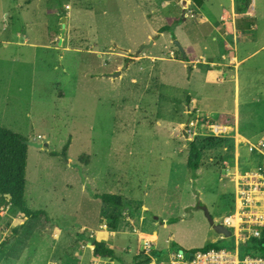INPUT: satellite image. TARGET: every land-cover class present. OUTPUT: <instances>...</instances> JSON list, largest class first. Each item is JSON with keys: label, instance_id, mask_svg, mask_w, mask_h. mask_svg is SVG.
Returning a JSON list of instances; mask_svg holds the SVG:
<instances>
[{"label": "rangeland", "instance_id": "obj_1", "mask_svg": "<svg viewBox=\"0 0 264 264\" xmlns=\"http://www.w3.org/2000/svg\"><path fill=\"white\" fill-rule=\"evenodd\" d=\"M256 7L257 38L240 42L242 62L223 70L222 78L221 67L212 71L199 63L211 58L204 54V44L220 61L227 53L222 40L191 39L199 64L189 66L179 61L186 58L175 43L163 45L170 33L140 50L151 42L150 33L174 25L170 16L157 17L161 0H0V126L26 140L48 143L28 145L24 198L67 230L54 238L53 228L40 217L29 223L24 244L37 252L38 244H46L42 253L60 244L58 254L63 244H72L70 236L87 244L78 237L80 231H95L102 239L106 234L99 226L109 217L102 214L95 193L122 195L131 208L130 218L120 210L119 232L108 235L107 247L122 263H134L142 249L144 238L136 244L139 214L158 221L153 246L159 258L176 248L188 253L209 243L226 249L237 244V235L220 238L201 206L221 222L235 204L223 160L232 140H241L234 129L235 112L245 134H255L254 140L264 137V0H257ZM194 66L208 75L204 90L210 96L199 100L204 103L200 109L226 125V136L188 134L187 121L198 114L190 93L201 81L196 73L190 75ZM192 141L202 154L196 171L187 166ZM142 204L148 209L142 210Z\"/></svg>", "mask_w": 264, "mask_h": 264}, {"label": "crops", "instance_id": "obj_2", "mask_svg": "<svg viewBox=\"0 0 264 264\" xmlns=\"http://www.w3.org/2000/svg\"><path fill=\"white\" fill-rule=\"evenodd\" d=\"M161 1L163 2V10L160 12L159 15H157V17L162 16V18L165 19L167 16H170V19H172L171 22H174V20L177 18H182V19L176 24L174 23V25L170 26L171 28L169 30L167 29L164 31H160L162 27L169 25L161 26L160 28H158L159 30L157 32L158 34H156L157 36L154 35L153 33H150L147 37V40H151L152 41L151 46H153L160 41L164 33H170V35H168L169 36L168 41L164 42L163 45L165 47L171 48V43L174 44L175 40L178 41L181 44L182 48L184 49V53H185L184 57L186 58L185 61L182 60L179 61L181 63L182 62L188 63L187 64L188 66L191 63L199 64L203 62L208 66V70H212V71H218L214 69V67L219 66L221 67L219 73L222 75L223 78V74H224L223 70L230 69L232 67L237 68L238 65L242 62V59H239L237 54V50L239 48L240 42L242 40L254 41L255 37L257 38V35L253 34L254 30L257 27L256 26L257 0H176V1L161 0ZM166 8H168L167 9L168 11L166 10ZM164 10L165 12H167V14H163ZM245 22L246 25H244ZM187 25H191V27ZM192 34H194V36H191ZM151 36H156V38L151 39ZM210 37L211 40L213 41L222 40L225 42L227 53L222 54L220 61H216L214 58H212L213 53L210 52V47L206 44L202 46L203 50L206 51V53L204 54H207L208 57L211 56V58L209 60L208 59H203L202 61L199 60L195 54L196 48L192 47L190 43L191 39L194 40L199 39L200 41L204 42V40H207ZM174 45L176 46V44ZM170 52L171 55L174 54L173 49ZM156 56L159 57L158 55ZM189 57L193 59L190 60ZM196 68L197 69L195 70V66L194 68L189 67L190 75L196 73L201 78L197 91L193 92V94L190 93L191 96L190 105L193 107L194 106L197 107L196 112L198 114L196 115V117L199 116L200 120L209 118L210 120L217 122L215 119H213L210 116L211 114H213V112H207V110L200 109V107L204 105V103L199 100L201 99L208 100L210 95L206 93V91L204 90L206 89L205 80L208 77L207 73H204L205 70H202L203 68H199V67ZM234 84H235L234 87L236 89V93H238L239 83L236 73L234 75ZM238 99L239 96L236 97V104H238ZM189 111H192V109H189ZM235 117L237 124H235L234 129L237 132L238 138H240L241 140L235 141V143L232 140L231 149L226 151L227 152L226 157L223 154L224 157L223 160L228 162L225 164L224 168L229 169L228 171L227 169H225V171L227 172L225 174V177L229 178L234 185V198L236 192V179H237L236 173L240 170L242 171L244 169H248L252 167L255 168L261 165L264 166V154L263 153L260 154L258 152H254L253 154H250L247 148L249 144L264 139V137L254 140L255 134L252 135L245 134L239 128L237 111L235 112ZM230 135L231 134L229 135L227 134V136ZM223 136H226V134H224ZM241 159L244 161H241ZM233 208H234V204L230 208V211H232ZM147 209L148 208L146 207V205L142 204V210H147ZM11 210H12L11 205L0 206V218H1L0 219V264H123L122 262H120L121 260L119 261L117 258L95 257L93 255L92 244H89L88 241L87 244H79L80 241H78V239L76 238H74L73 240V236H70L72 244H63V247L60 248V251H58L60 253L58 254H57V250H58L57 247H59L60 244H52L49 253L47 252L42 253V250L45 248L46 244H38V252H37L36 248L31 247V244H24L25 240H23L24 235H26L25 236L26 239L27 237H29L31 233L30 231H26L27 229H30V227H28L29 223L37 218L27 217L18 210L15 216V214L12 213ZM123 213L127 214L128 218H130V213L128 212L127 208ZM138 218L140 220V227L137 230H135L137 231L136 244L138 245V247L140 246L139 244H141L140 242L141 238L152 240L154 241V244H156L158 238L157 237L158 221L146 219L145 216L142 214H139ZM121 220L122 217L120 218L118 224L121 223ZM45 223L50 229L53 228L52 231H54L53 233L54 238L60 237L63 231L64 233L67 232V230H62V228H60L55 224H52L51 222L49 223L45 221ZM103 224H106V227H103ZM103 224H100L99 226L100 228L99 231H102L106 234L102 236V239L97 238L93 234V232L95 231L86 233L82 231L78 232L79 231L78 230L77 232L84 234L88 238H92V239L95 238V240L98 239V241L102 240V242L107 246L108 242H110V237H108V235L112 237L113 235H115L116 232L119 231L112 229L107 230L106 228H108V222H105ZM99 231H96V233ZM105 236H107L109 239H105ZM220 238L223 239L224 237L220 235ZM138 251L139 249L136 251V254Z\"/></svg>", "mask_w": 264, "mask_h": 264}, {"label": "built area", "instance_id": "obj_3", "mask_svg": "<svg viewBox=\"0 0 264 264\" xmlns=\"http://www.w3.org/2000/svg\"><path fill=\"white\" fill-rule=\"evenodd\" d=\"M187 123L190 136L223 137L226 130V126L209 118L200 120L199 116L189 119ZM247 148L250 153H263L264 139L249 144ZM236 176L234 208L221 221L232 231L233 237L237 235L234 247L201 249L188 253L183 248H176L169 251L166 258H159L153 246L154 241L145 239L142 249L136 254L138 259L133 264H264L262 256L239 253L240 244L251 237L259 238L264 231V173L258 167L254 171L240 170Z\"/></svg>", "mask_w": 264, "mask_h": 264}, {"label": "trees", "instance_id": "obj_4", "mask_svg": "<svg viewBox=\"0 0 264 264\" xmlns=\"http://www.w3.org/2000/svg\"><path fill=\"white\" fill-rule=\"evenodd\" d=\"M59 1L61 4L62 0ZM181 19L182 18L175 19L174 23L176 24L181 21ZM167 29H169V26H164L160 31ZM212 138L214 139V137L208 139ZM25 140L26 138L22 135L0 126V206L11 205V208L22 212L27 217H43L46 222L56 224L45 210L30 208L24 198L28 149V145L24 142ZM201 157V150L197 142H190L187 156L188 168L192 171H196L199 168ZM8 194L11 198L7 197ZM94 196L102 201V214L109 217L108 227L115 230L120 220V210H124L128 207L123 201L124 197L112 193H95ZM129 210L131 211V208H129ZM77 235L79 238L91 242L93 246V255L95 257L116 258L115 251L107 247L102 241L88 238L82 233H78ZM219 244V242L209 243L202 249L222 248ZM239 253L241 255L250 254L264 257V231L259 238L251 237L240 244ZM123 264L125 263L123 262Z\"/></svg>", "mask_w": 264, "mask_h": 264}, {"label": "water", "instance_id": "obj_5", "mask_svg": "<svg viewBox=\"0 0 264 264\" xmlns=\"http://www.w3.org/2000/svg\"><path fill=\"white\" fill-rule=\"evenodd\" d=\"M64 20H65V18L63 19V21ZM64 31H65V23H63V33H64ZM61 42H62V38L60 39V43ZM151 44H152V41L148 44H144L140 50H142L143 48L149 47ZM175 44L178 47V49L180 50V52L183 54V56H185L184 49L182 48L181 44L176 40H175ZM117 74H113V76H116ZM183 133H184V136L187 137L185 130L183 131ZM24 142L29 146H34L37 148L48 146V143L42 144V143H38L35 141H30V140H25ZM7 197L11 198V196L9 194L7 195ZM201 207L204 210L205 216L208 219L209 223L212 225L213 229L218 234L222 235L224 238H228V237L232 236V231L229 228H227L223 223L217 222L216 220H214V218L211 216V214H210V212L206 206L203 205ZM89 244H91V242H89Z\"/></svg>", "mask_w": 264, "mask_h": 264}]
</instances>
